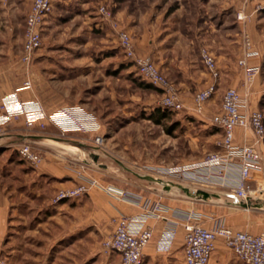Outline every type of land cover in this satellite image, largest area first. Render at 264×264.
<instances>
[{"label": "rangeland", "instance_id": "1", "mask_svg": "<svg viewBox=\"0 0 264 264\" xmlns=\"http://www.w3.org/2000/svg\"><path fill=\"white\" fill-rule=\"evenodd\" d=\"M31 1L0 0V76L5 73L7 79L21 82L17 89L31 94L47 113L79 108L95 118L99 126L89 133L63 132L48 122L43 130L32 128L59 136L69 149L64 152L66 163H77L86 177L126 190L141 175L162 180L156 170L179 166L197 152L188 142L201 127L184 114L187 105L170 111L160 125L148 118L162 108L161 92L153 86L145 88L147 84L119 47L117 30L131 34L135 45L148 35L159 42L164 39L166 45L191 47L197 55L200 48L209 46L225 66L241 50L242 30L235 15L251 0H53L42 28V45L24 67L19 58ZM101 6L110 12L115 27L104 18ZM257 7L254 23L249 25L256 24L253 41L261 53L260 75L253 85L260 91L257 109L264 115V8ZM222 79L221 87L230 80ZM26 80L31 82L29 89L23 88ZM207 131L217 134L215 140L222 135L215 127ZM96 135L103 138L102 147H96ZM21 163L26 166L24 172ZM31 171L16 149L0 158L2 184L16 194L21 214L9 236L5 264H118L119 255L102 251V234L94 227L77 229L75 222H69L74 228L69 235L62 233L55 204L42 202L31 191L25 175ZM85 195L69 200H82Z\"/></svg>", "mask_w": 264, "mask_h": 264}, {"label": "crops", "instance_id": "2", "mask_svg": "<svg viewBox=\"0 0 264 264\" xmlns=\"http://www.w3.org/2000/svg\"><path fill=\"white\" fill-rule=\"evenodd\" d=\"M262 2L263 0H251L249 4L243 6V10H239L245 15L251 16V20L247 24L238 21V27L242 31L249 32L252 41L257 33L256 24L252 26L249 24L250 22L254 23L255 20L257 11L254 8L256 6H259L258 9L264 8ZM158 40L154 39V36L148 38V35H146L143 41H136L135 49L138 53L148 54L152 59H155L160 70L179 91V96L184 105L189 107L184 114L195 118L199 127H201L200 132L189 136L188 142L189 146L197 147L195 149L197 152H194L184 160L183 164L179 165L191 164L201 160L209 152L221 150L219 147L221 136L215 140L214 137L217 134L208 132L207 128H217L213 125L211 117L220 112L221 98L225 89L236 87L243 93L245 92V104L247 106L242 111L246 113L258 108L257 94L260 91L255 84H252L249 89L242 88V75L237 66L240 53L235 60L229 59L230 61L222 66L213 50L208 46L215 57V61H217L221 76L216 94L206 101L203 112L197 114L191 110L192 98L210 82V76L199 59V53L198 55L192 53L191 47H183L180 44L166 45L164 39H161L160 42ZM260 57L250 60L252 63L261 66ZM223 76L228 77L230 80H226L225 86L221 87L220 83L222 84ZM11 79H7L5 73L0 76V97L16 94L21 101L29 102V100H33L31 94L22 89H17L21 82ZM5 126V132L0 137V158L6 154L9 155L12 150L25 142L32 143L42 155V162L36 167H31V173H25L31 184V191L34 189V192H37L39 200L44 203L47 201L51 203L52 196L57 190L71 188L76 185L79 181L77 172L80 168L77 167V163L65 162L64 152L69 149L63 144L59 136L46 131L42 133L32 128L28 129L23 125L22 119L10 122ZM234 134L235 145L251 144L256 141L254 133L249 129L236 127ZM256 146L262 154L263 170L252 173L254 178L250 183L251 191L245 201H238L233 193V188L238 182L239 173V164L235 163L228 167L222 182L209 186L187 181L181 185H173L176 181L172 179H169V184L165 185L161 179L157 177L148 178L146 175L139 176L141 180L135 182L134 185L128 183L126 190L132 195L142 196L151 201L160 200L169 209L165 213V221L147 217L138 203L126 200L117 201L96 189H91L84 196L85 202L82 198V200L78 199L77 201L62 200V202L54 205L58 213L56 219L62 228V233L67 232L66 235H69L68 232L71 228H74V224L70 227L69 222H75L77 229L84 230L86 229L84 227H94L102 234V240H104L114 230L112 220L121 216V214L128 216L134 227H150L153 230L152 241L143 249L144 256L141 264H171V261L176 264H183V231L178 228L174 236L167 232L173 225L172 223L176 222L177 217L183 212H199L201 214L200 223L206 228L212 227L216 221L224 226L227 225L236 230H245L251 234L258 233L264 227V141L256 143ZM40 147L44 149V152L41 153ZM72 147L77 148L76 145ZM21 164L19 166L21 167L20 170L24 172L23 168L26 166L23 163ZM160 177L162 178V176ZM1 178L2 175L0 174V255L4 259L3 255L9 245L10 233L20 219L21 214L17 207L19 199L15 197L16 194L13 193V190H8L2 184ZM102 182L106 183L108 181L102 180ZM18 195L23 196V193ZM119 262L120 256L118 264ZM208 264L245 263L238 262L232 253L219 242Z\"/></svg>", "mask_w": 264, "mask_h": 264}, {"label": "built area", "instance_id": "3", "mask_svg": "<svg viewBox=\"0 0 264 264\" xmlns=\"http://www.w3.org/2000/svg\"><path fill=\"white\" fill-rule=\"evenodd\" d=\"M53 0H32L25 17L23 42L19 62L27 67L35 56V51L42 45V28L46 16L52 10ZM104 18L113 27L117 25L110 12L100 7ZM237 21L247 24L251 16L242 11L236 13ZM119 47L124 56L134 64L140 78L161 92V107L177 112L185 109L179 96V91L174 84L164 75L152 57L148 54H140L135 49L131 34L125 30H117ZM260 52L254 45L249 32L242 31L241 51L237 59V66L243 78V89H249L255 78L260 75V64L252 63L250 59H258ZM199 59L210 76V82L204 89L197 92L192 101L191 110L200 114L203 112L206 101L217 92L220 72L217 61L211 50L204 46L199 50ZM30 81H24L23 88L29 89ZM246 94L236 87L226 88L221 98V110L211 117L213 125L221 131L219 142L220 151L209 152L201 160L191 164L168 167L164 170H156L155 173L162 176V181L168 185L169 179L176 182H196L209 186L222 182L225 172L232 164H239L238 182L233 188L235 198L239 201L248 199L251 191L250 183L253 181L252 173L263 170L262 154L256 143L264 141V115L258 109L243 112L247 106ZM23 120V125L30 129L45 128L46 122L57 126L64 131H80L89 133L95 131L99 124L92 115L86 114L79 108H61L59 111L47 113L37 100L24 102L15 95L0 97V137L5 132V125ZM236 127L249 129L254 133L256 141L251 144H234V130ZM96 147H102L103 138L94 137ZM20 159L30 167H36L42 162V155L32 143H22L16 148ZM82 168V167H81ZM77 172L79 181L71 188L57 190L52 196V203L58 204L62 200L77 199L88 194L91 189L101 191L104 195L114 200L131 201L138 203L145 215L156 220H166V206L160 200L151 201L142 196L132 195L124 188H119L113 183L100 182L95 177H86L84 168ZM170 182V181H169ZM201 214L197 211L183 212L177 217L176 222L167 232L174 236L178 228L183 231V264H208L213 251L220 242L224 248L232 253L238 262L245 264H264V227L251 234L245 230H236L230 226L214 222L210 228L200 223ZM114 230L104 240L101 248L105 253L114 252L120 256L119 264H141L143 261V249L152 241L153 230L150 227H134L128 216L122 215L112 220ZM0 264L5 260L0 255Z\"/></svg>", "mask_w": 264, "mask_h": 264}, {"label": "trees", "instance_id": "4", "mask_svg": "<svg viewBox=\"0 0 264 264\" xmlns=\"http://www.w3.org/2000/svg\"><path fill=\"white\" fill-rule=\"evenodd\" d=\"M146 84L147 85H145V88H152V86L149 83H146ZM158 92H159V90H158ZM170 111L171 110H168V109L163 108V107L162 108H157V109L154 110L153 113H151L149 115L148 118L151 119L153 122H155L157 125H160L163 122L162 120L169 118Z\"/></svg>", "mask_w": 264, "mask_h": 264}]
</instances>
